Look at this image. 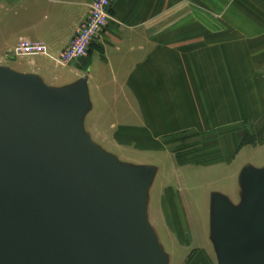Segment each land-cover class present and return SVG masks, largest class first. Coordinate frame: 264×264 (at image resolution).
I'll use <instances>...</instances> for the list:
<instances>
[{
    "label": "water",
    "instance_id": "95a60500",
    "mask_svg": "<svg viewBox=\"0 0 264 264\" xmlns=\"http://www.w3.org/2000/svg\"><path fill=\"white\" fill-rule=\"evenodd\" d=\"M89 73L0 61V264H162L147 198L160 164L144 159L160 156L93 134ZM241 165L240 196H217L214 264H264V161Z\"/></svg>",
    "mask_w": 264,
    "mask_h": 264
},
{
    "label": "crops",
    "instance_id": "0c3cea01",
    "mask_svg": "<svg viewBox=\"0 0 264 264\" xmlns=\"http://www.w3.org/2000/svg\"><path fill=\"white\" fill-rule=\"evenodd\" d=\"M89 1L0 0V55L20 40L60 52ZM5 62L57 77L89 68L97 127L106 113L113 125L144 126L152 134L163 125L220 127L215 141L224 157L249 144L264 149L243 142L244 126L264 125V0H117L99 42L63 71L47 60Z\"/></svg>",
    "mask_w": 264,
    "mask_h": 264
},
{
    "label": "rangeland",
    "instance_id": "374dc122",
    "mask_svg": "<svg viewBox=\"0 0 264 264\" xmlns=\"http://www.w3.org/2000/svg\"><path fill=\"white\" fill-rule=\"evenodd\" d=\"M14 47L0 55L1 62L32 64L47 60L53 69L63 71L79 60L69 65L55 61L64 48L56 54L48 49L47 54L17 55ZM106 115L99 121L98 127L92 122L91 129L96 137L97 134L102 137L106 135L111 139L105 142L108 147L124 153H139L133 149L142 147L151 152H160L163 156L144 158L160 164L147 198L149 230L162 264H214L210 251L214 252L211 235L219 214L215 204L219 205L221 201L217 196L221 195L229 202L233 198L234 202L241 191L233 190L234 194H231L229 175L238 174L244 158L252 163L264 161V125H254L253 122L243 127L246 129L243 142L249 141L262 150L247 152V157L241 154L230 168L223 165L231 159L230 155L224 157L221 145L216 146L220 127L213 130L199 127L168 130L163 125L156 127L157 131L152 134L144 126L113 125ZM166 159L173 164L164 163Z\"/></svg>",
    "mask_w": 264,
    "mask_h": 264
},
{
    "label": "built area",
    "instance_id": "2783aa9c",
    "mask_svg": "<svg viewBox=\"0 0 264 264\" xmlns=\"http://www.w3.org/2000/svg\"><path fill=\"white\" fill-rule=\"evenodd\" d=\"M115 2L116 0H90L86 14L55 61L69 65L86 56L90 48L99 42L110 20V9ZM13 51L17 55L47 54L48 47L40 41L20 40Z\"/></svg>",
    "mask_w": 264,
    "mask_h": 264
}]
</instances>
